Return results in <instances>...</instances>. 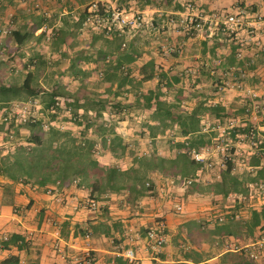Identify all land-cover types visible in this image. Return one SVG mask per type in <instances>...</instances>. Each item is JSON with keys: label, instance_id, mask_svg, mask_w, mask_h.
<instances>
[{"label": "crops", "instance_id": "obj_1", "mask_svg": "<svg viewBox=\"0 0 264 264\" xmlns=\"http://www.w3.org/2000/svg\"><path fill=\"white\" fill-rule=\"evenodd\" d=\"M97 1L111 9H119L123 15L139 14L141 17L137 26L126 27L122 38V42L126 44L125 50L130 51V56L120 59L119 63L128 67L134 84L125 83L127 91L124 93H119L120 89L115 87V82L99 79L97 73L103 68L101 54L106 52L111 36L91 23L78 20L83 8ZM0 4V27L5 26L4 28L8 27L9 30L18 28L20 32H24L27 27H32L38 20L44 19L21 44L15 43L9 31H5V35L0 33V64L9 76L12 75V68L18 65L28 68L33 66V62L29 63L30 56L36 59L35 54L38 53L44 58L45 72L49 70L54 73L51 80L58 86H65L68 91L76 93L82 83L86 97L93 89L96 91L95 98L119 100L125 104L123 116L142 115L145 117L142 118L143 121H146L151 108L144 105L141 96L136 100V93L140 94L153 88L157 81V77H153L138 83L139 67L151 60L169 77L178 78L163 84L161 94L157 96L166 101H178L179 109L172 108L173 112L184 113L190 110L195 101L203 99L207 103H218L224 107V115L214 117L207 113L202 114L200 123L203 129L215 130L213 125L223 124L229 133L231 130L240 132L244 125H250L249 120L254 116L258 119L255 121L254 130L263 135L264 0H0ZM34 5H40L41 9L34 8ZM212 12L238 13L243 17L244 25L235 27L228 35L222 34L216 23L207 21ZM187 15L199 18L201 27L186 31L183 20ZM64 20L67 21L64 23ZM61 26H66V33L62 45L55 51L56 57H59L58 61H63L60 65L62 70L69 65L72 54L80 55L75 64L88 71L81 80L70 72L65 73L67 80L59 79L58 76H65L62 72L55 74L57 61L51 59H54V56L49 47L54 44L52 37L55 36V29ZM246 29L252 31L247 32ZM167 45L175 47L174 55L165 51ZM122 51L120 49L109 55L113 60L112 70L116 55L119 56ZM29 53L31 55H28ZM40 78L41 76L38 81ZM109 86L110 92H107L106 88ZM59 98L70 99L63 96ZM79 99L83 100L84 97ZM254 109L258 115H251ZM78 112H81V108ZM91 112L88 110L87 115ZM101 112L103 117L111 116L115 119L114 129L129 148L131 142L125 139L118 125V122L123 120L119 111ZM54 120L49 122L53 123ZM147 120L150 126L155 124L154 121ZM54 123L51 125L55 126ZM10 124L9 129L6 124L0 128V156L12 152L17 145L31 144L26 140L28 132L25 138L21 139L25 127ZM59 126L57 127L60 128ZM47 129L43 127L42 130ZM139 129L140 135L136 139L133 138V147L130 149L135 153H149L148 150L156 149L157 153L164 155V151L156 147L160 141L157 138L163 132L161 127L153 136L147 134L144 126L141 125ZM164 129L166 148L173 152L168 146L169 141L182 137L175 132L174 123ZM63 130H68L75 136L69 128ZM11 131L18 134L14 135ZM94 134L93 130L88 134V137L94 140V151H106L109 156H113L108 149L102 147L96 134L93 137ZM238 134H234L232 145L241 149L234 148L233 152L236 153L237 150L238 155L233 153L230 156L233 160V173L252 175L253 172L249 171L254 168L248 160L254 150L248 149L247 143L239 138L241 136ZM142 149L145 151H137ZM262 150L258 155H261L260 162L264 163V148ZM122 157L125 162L124 157L128 156L125 154ZM104 159L97 161L105 165ZM207 159L204 155L202 170L197 171L198 176L207 169ZM73 178L78 180L77 176H73L69 181L42 187L34 182L12 181L0 175V237L12 232L19 233L28 244L24 249L15 245L3 249L0 247V259L14 253L18 254L22 264H76L75 258L88 250L93 264H116L115 260L121 259L119 250L131 246L143 264H152L153 261L160 264H218V253L203 255L202 260L198 262L183 258L179 244L185 235V224L189 220H199L206 227L212 226L213 217L224 216L225 212L234 206H237L239 219H245L249 216L251 206L257 207L264 202V190L258 189L252 182L248 183V188L243 194L230 193L223 196L221 193H211L207 190L192 191L186 188L187 186L183 187L173 176L163 177L157 172H152V193L131 200L126 191L107 192L96 200L95 209H88L80 205L74 206L73 203L88 198L89 185L73 183ZM258 182L261 183V180L258 179ZM168 191L171 196L176 193L180 195L179 200H186L185 205L182 203L183 212L176 215L172 207V212L168 209ZM58 194L65 198L64 202L56 200ZM158 219L164 222L166 238L161 256L153 258L144 248L145 231ZM260 232H264V228L254 230L251 237H243L239 242L249 243L251 238L258 236ZM225 238L227 241L234 240L232 235H226ZM198 248L207 251L208 245L201 241ZM256 260L259 264H264V250Z\"/></svg>", "mask_w": 264, "mask_h": 264}, {"label": "trees", "instance_id": "obj_2", "mask_svg": "<svg viewBox=\"0 0 264 264\" xmlns=\"http://www.w3.org/2000/svg\"><path fill=\"white\" fill-rule=\"evenodd\" d=\"M111 10L104 3L97 1L83 8L81 18L78 20L84 22L88 18L92 26L100 28L102 32L105 31L107 35L111 36L106 52L101 54L103 68L97 73L99 79L115 82V87L120 89L119 93H124L127 91L124 86L125 83L134 85L128 67L122 69V64L119 63L120 59L130 56V51L125 50L126 44H121L124 31L128 26L111 21ZM43 21V18L38 20L37 24L27 27L24 32H20L16 28L9 30L8 33L15 43L21 44L32 35L34 29ZM66 21L64 20V23ZM64 28L66 27L61 26L59 29H55V40H53L55 48L63 42L66 33ZM120 49L123 51L119 56L116 55L114 70H112L113 60L109 58V55ZM170 53L174 55L176 52L174 50ZM35 57L36 59H33L34 56H30L29 63L33 62V66L26 67L18 82L0 83V110H2L0 128L5 124L3 116L6 115L11 101H24L39 96V101L42 102L43 108L49 112V119L52 121L57 116L56 110L60 105L58 104L59 96H63L70 98L65 99L64 106L69 107V118L79 126L78 136H72L68 130H61L52 125L44 131L42 130V118L35 116L32 119L30 117L20 125L28 129L26 140L31 144L29 146L17 145L12 152L0 156V175H4L12 181L34 182L42 187L47 184H60L71 180L73 176H77V184L89 185L88 198L93 200L100 199L107 192L126 191L131 200H136L144 194H150L154 188L153 180L150 178L152 172H157L163 177L190 178L187 187L197 192L207 190L211 193H221L223 196L230 193L243 194L250 182L258 189L264 190V163L260 162L261 155H258L263 152L264 132L263 135H259L250 125H244L240 132L246 133L249 128H252L254 139L259 140L256 143L258 149L251 154L248 160V163L254 168L249 173L253 172V174H234L233 160L230 156H226L222 168L218 170V178L205 183L198 180L197 171L202 170L203 162L195 160L190 151L192 149L199 150L200 147L208 145L217 133L214 129L201 127V116L203 113L214 117L220 114L224 115V107L218 103H207L206 100L202 99L195 101L190 110L184 113L173 112L172 108L179 109L178 101H166L157 98V96L161 94L163 84L178 78L169 77L163 69L157 68L151 60H147L139 67L138 83L153 77H157V81L153 88H149L140 94L136 93V100L138 96H141L144 105L151 108L146 121H142V126L145 127L149 136L155 135L160 127L163 130L165 126L171 123L175 124V132L182 138L169 141L168 146L173 149L171 156L161 155L157 153L156 149H152L149 153H135L127 147L121 135L114 129L116 121L111 116L103 117L101 112L104 110L115 113L118 110L121 115L120 118H122L125 104L119 100L108 101V98H95L96 91L93 89L86 97L82 83L76 93L70 92L65 86H58L56 83L48 89L44 88L38 81L39 73L43 69L44 58L38 53L35 54ZM78 57L81 56L72 54L67 68L71 74L82 79L88 74V71L75 64ZM106 58L107 60H105ZM62 62L57 61L56 63L59 65L57 66V74L60 73L59 68ZM106 90L110 92V86ZM81 97L84 99L80 100ZM80 108L81 112H78ZM88 110L92 111L90 115H87ZM147 119L154 121L155 124L150 126ZM5 126L8 128L9 124ZM91 130L99 137L102 147L108 149L114 157H121L126 153L130 154V163L123 168L116 164H99L96 158L92 156L95 147L94 140L88 137ZM238 133L231 130V139L235 137L234 134ZM13 134H18V132L13 131ZM232 149L231 147L229 152ZM258 179L261 180V183L258 182ZM236 208L237 206H234L225 212L221 222L215 218L212 226L206 227L199 220H189L185 224V235L179 244L183 258L198 262L202 260L203 255L210 256L218 253V264H259L256 259L249 256L248 251L226 249L227 239L225 236L232 235L234 240L230 241L241 244L239 241L243 237H251L256 229L262 230L264 228V202L257 207L251 206L249 216L245 219H239ZM260 235L264 236V232L252 237L251 241ZM201 241H205L208 245L207 251L198 248ZM0 243L2 249L10 248L11 245H15L19 249L28 246L24 237L14 232L1 236ZM120 261L121 259L117 258L115 263L119 264ZM0 264H22V262H20L18 254L9 253L0 259ZM152 264L160 263L153 261Z\"/></svg>", "mask_w": 264, "mask_h": 264}, {"label": "built area", "instance_id": "obj_3", "mask_svg": "<svg viewBox=\"0 0 264 264\" xmlns=\"http://www.w3.org/2000/svg\"><path fill=\"white\" fill-rule=\"evenodd\" d=\"M110 18L111 21L119 25H126L128 27L137 26L141 21V17L139 14H131L130 16H126L123 15L120 12V10L117 8H113L111 10ZM210 20L217 24V27L222 34H227V35L233 32L235 27L244 25V19L238 13L224 14L220 12H212L207 21ZM86 21H89V19L86 18ZM183 21H184L183 25L186 31H189L191 28H200L202 24L199 18L192 15H187ZM5 31H9V29L8 30L6 29ZM246 31L251 32L252 30L246 29ZM121 44L124 45L125 43L122 42ZM174 50H175L174 46L167 45L165 47V51L168 53ZM121 68L124 69L125 66L121 65ZM39 104L40 101L38 97H31L24 101H20V100L11 101L6 111V115L3 116V119L5 120V124H10V123L20 124L25 122L30 117L34 119L35 115L30 113V110L34 108L38 109L40 107ZM1 112L2 110H0V118L2 116ZM252 117L254 118V116ZM51 124L53 123L43 122L42 126L44 128H48V125ZM59 127L62 128L61 125ZM8 135L11 136L10 133ZM244 136L247 138L248 142L251 145H256V143L259 141L257 139H254L252 128H249L248 131L244 134ZM208 149H209L208 146H202L199 150L192 149L190 151V154L195 160H199L203 162L204 155L206 154ZM216 177H218V174L216 175ZM176 179L177 181L180 182L182 186H187L190 183V178L187 177L176 178ZM72 182L73 183L77 182V179L73 178ZM56 200L64 202L65 198L62 195L58 194L56 195ZM73 204L74 206L80 205L88 209H95L97 207V201L89 198H86L81 202L74 201ZM171 207L175 212L181 211L182 201L179 199H173V201L171 202ZM216 218L218 221H221L223 219V216L219 215ZM165 238H166V232L164 230V222L162 220L156 221L154 225H152L145 231L144 248L150 253V256L154 258L157 256V254L161 252V249L165 242ZM225 247L226 249H230V250L243 249L245 251H248L249 256H251L254 259H258L261 252L264 250V236L260 235L254 241H251L249 243L236 244L231 241H227L225 243ZM118 255L121 257V261L119 262V264H143L139 261V258L136 255V250L131 246L123 247L121 250H119ZM75 262L76 264H93L92 258L90 256V252L88 250H85L80 257H76Z\"/></svg>", "mask_w": 264, "mask_h": 264}, {"label": "rangeland", "instance_id": "obj_4", "mask_svg": "<svg viewBox=\"0 0 264 264\" xmlns=\"http://www.w3.org/2000/svg\"><path fill=\"white\" fill-rule=\"evenodd\" d=\"M36 5H34L33 7L36 8V9H38V8L41 9V6L40 5L39 6H36ZM84 22L87 23V24H90L91 23V21H86V20ZM4 27L5 26H1L0 27V33L5 35V30L8 29V27H6V28H4ZM149 36L152 37V38H154V36H152V35H149ZM48 37L51 38V35L48 34ZM52 39L55 40V36H53ZM126 40H127V37L125 38V42H126ZM59 45L57 46L58 48H59ZM49 49L51 50V52H53V56H54V59L53 58H51V59L54 60L55 62L58 61V58L59 57H56V54H55V51L57 49V48H55V44L51 45L49 47ZM28 55H31V54L29 53ZM57 55H60V54H57ZM57 66H58V64L57 65L55 64V74H57L56 73ZM44 69L45 68H43L41 70V72L39 73V76H41V78H40V84L44 88L48 89L51 85L52 86H53V84L55 85V83L52 82V80H51L53 78L54 73H52V71H49V70L45 72ZM25 70H26V67H21L20 65H18L16 67L12 68V75H10L11 76L10 77L3 70L2 65L0 64V83H2V82L3 83H9V82H11V83L12 82H15L16 83V82H18L20 80V78L22 77V73ZM59 71L62 72L65 75L63 77L62 76H58L59 79L60 80H67L68 77H67V75L65 73H67V72L69 73V69L67 67H63L62 70H61V67H60L59 68ZM43 72H44V74H43ZM86 92H87V90H86ZM38 98H40V97L38 96ZM64 101H65L64 98L63 99L60 98V100H59V104L60 105L58 107V110H56V115L57 116H56V118L54 120L55 123H54V121H53V123L55 124V126L61 125L62 126V129L61 130L68 129L69 128V130L72 132V134L77 135L78 130H79V127L77 126L76 123H74L73 121H71V119L69 118L70 109H68L69 107H66V109H65V107H64ZM39 105H40V107L38 109L34 108V109L30 110V113L34 114L36 117H41L42 118V121L44 123H48L50 121V119H49L50 118L49 117L50 116L49 115V112L46 109L43 108L41 101H40V104ZM51 111H52V109H51ZM257 113L258 112L254 109L253 110V114H251V115H258ZM259 113H260V111H259ZM133 115H134V117L132 115H127L126 114V115L122 116L123 117V120L118 122V125L121 127V133L126 137L125 139L127 141L131 142V144L128 145L131 148L133 147V145H132L133 144V142H132L133 138L136 139L140 135V129L139 128L142 125V121H143L142 118H145L142 115H135V114H133ZM113 120H115V119H113ZM256 120H258L256 117L255 118L251 117L250 120H249L250 121V126H252L253 128H254V124H255V121ZM213 127H215V130H216L217 133L210 140V143L207 145L209 147V149H208V151L205 154V156L208 158L207 160H209V163L206 164V166H205V167H207V169H205L204 172H200L199 173V176H198V180L200 182H203V183L209 182L212 179L218 178V177H216V171H218L220 168H222L224 157L233 155L234 148H237L234 145H232L233 144V139L230 138V133L227 131V129H225V125L218 124V125H213ZM164 130L165 129H163V132H161V136L157 138L160 141H159V143H158V145L156 147H159V150H161L162 152L164 151L163 152L164 153V156H171L173 154V152H172V150H169V149L166 148L167 147V139H165L166 138V133H164ZM27 132H28L27 129L24 128L23 134H22L23 137L21 139H24L25 138ZM239 133L240 134H238V135L241 136L239 138H241L242 140H244L247 143L248 149H251V150H254V151L258 149V147L256 145H251L248 142L247 138L244 136V134H245L244 132H239ZM12 134H13V132H12ZM94 136H95V134L93 135V137ZM138 145H140V144H138ZM216 145H217V147H216ZM231 147L233 149H232L231 152H229ZM237 149H241V148L239 147ZM98 151L99 152H96V151L93 150L92 151V156L95 157L96 160L97 159L100 160V158H101V160H103L105 158L104 159V160H106L105 165H108V164H116L117 166H127L130 163L128 161L129 160L131 161V155L130 154H127V153H126V155L128 157H124V159H125V162H124V161H122L123 160V157L121 158V157L109 156V153H107L106 151H100V150H98ZM137 151L138 152H142V151H145V149L137 150ZM148 151L150 152L151 150H148ZM133 152H135V151H133ZM234 154L235 155H238V151L236 150V153H234ZM262 155H264V154H262ZM120 161H121V163H120ZM183 187H185V186H183ZM186 188H189V187H186ZM169 192L170 191H168V193ZM169 194H170V196H168V198H167V201H168L167 203H168V209L172 212L171 202L173 201V199H180V197H179L180 195L175 193V194H173V196H171V193H169ZM169 199H170V201H169ZM182 203L185 205L186 200H183ZM183 210H184V206H183V209H181V211H179V212L173 211V213H176V215H177V214L183 212ZM158 220H161V219H158ZM212 222L213 223L215 222V217H213ZM159 254H157V256Z\"/></svg>", "mask_w": 264, "mask_h": 264}]
</instances>
